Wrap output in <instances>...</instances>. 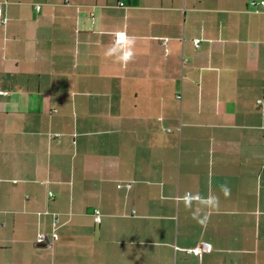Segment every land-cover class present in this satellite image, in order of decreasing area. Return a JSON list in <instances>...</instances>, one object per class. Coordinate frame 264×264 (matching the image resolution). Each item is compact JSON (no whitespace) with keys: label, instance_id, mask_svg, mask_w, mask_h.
<instances>
[{"label":"crops","instance_id":"obj_1","mask_svg":"<svg viewBox=\"0 0 264 264\" xmlns=\"http://www.w3.org/2000/svg\"><path fill=\"white\" fill-rule=\"evenodd\" d=\"M252 1L0 0V264H264Z\"/></svg>","mask_w":264,"mask_h":264},{"label":"clouds","instance_id":"obj_2","mask_svg":"<svg viewBox=\"0 0 264 264\" xmlns=\"http://www.w3.org/2000/svg\"><path fill=\"white\" fill-rule=\"evenodd\" d=\"M115 36V44L108 48V50L105 52V55L109 57L115 56L116 59L120 62L121 66L126 68L134 58V46L136 43V37L129 36L126 31L116 32ZM222 191H224L225 195L229 194V190L226 186H222ZM184 202L186 207L190 206V202L187 197L184 198ZM202 203L214 205L216 203V200L213 197L207 201H202Z\"/></svg>","mask_w":264,"mask_h":264},{"label":"built area","instance_id":"obj_3","mask_svg":"<svg viewBox=\"0 0 264 264\" xmlns=\"http://www.w3.org/2000/svg\"><path fill=\"white\" fill-rule=\"evenodd\" d=\"M251 6L254 7L255 9H258L257 7L261 6V8L264 9V0L252 1ZM5 94H7V93L0 90V95H5ZM257 103H258V105L263 106V108H264V102L263 101L259 100ZM49 196L51 197V194H49ZM95 222L96 223L101 222V217H100V214L98 211H95ZM44 240H46V236L42 233L40 235V241H44ZM210 247L211 246L209 244L203 243V244H201V245H199V246H197L191 250H188V251H189V253H193V254H195L201 258L204 253L206 254V253H209L211 251Z\"/></svg>","mask_w":264,"mask_h":264},{"label":"rangeland","instance_id":"obj_4","mask_svg":"<svg viewBox=\"0 0 264 264\" xmlns=\"http://www.w3.org/2000/svg\"><path fill=\"white\" fill-rule=\"evenodd\" d=\"M178 98H181V97H178Z\"/></svg>","mask_w":264,"mask_h":264},{"label":"trees","instance_id":"obj_5","mask_svg":"<svg viewBox=\"0 0 264 264\" xmlns=\"http://www.w3.org/2000/svg\"><path fill=\"white\" fill-rule=\"evenodd\" d=\"M258 104V103H257ZM260 106V105H259Z\"/></svg>","mask_w":264,"mask_h":264}]
</instances>
